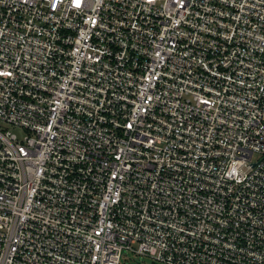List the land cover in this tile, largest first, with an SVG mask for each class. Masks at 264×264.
Here are the masks:
<instances>
[{
  "label": "built area",
  "instance_id": "1",
  "mask_svg": "<svg viewBox=\"0 0 264 264\" xmlns=\"http://www.w3.org/2000/svg\"><path fill=\"white\" fill-rule=\"evenodd\" d=\"M124 251L264 264V0H0V264Z\"/></svg>",
  "mask_w": 264,
  "mask_h": 264
},
{
  "label": "rangeland",
  "instance_id": "2",
  "mask_svg": "<svg viewBox=\"0 0 264 264\" xmlns=\"http://www.w3.org/2000/svg\"><path fill=\"white\" fill-rule=\"evenodd\" d=\"M19 133L18 131H15ZM259 156L255 155L254 160H258ZM120 264H160L148 256L137 255L129 251H124Z\"/></svg>",
  "mask_w": 264,
  "mask_h": 264
}]
</instances>
